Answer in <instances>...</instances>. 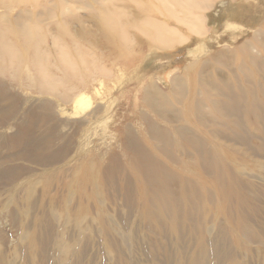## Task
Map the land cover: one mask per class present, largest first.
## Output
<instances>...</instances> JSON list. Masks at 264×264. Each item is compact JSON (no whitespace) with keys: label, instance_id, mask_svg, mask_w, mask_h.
<instances>
[{"label":"bare ground","instance_id":"6f19581e","mask_svg":"<svg viewBox=\"0 0 264 264\" xmlns=\"http://www.w3.org/2000/svg\"><path fill=\"white\" fill-rule=\"evenodd\" d=\"M42 1L46 0H0V10H3L0 14V97H9L8 93L18 91L25 93L27 89L36 94V98L25 97V103L21 104L29 106L33 99L36 106L27 110L31 113L27 116L30 117L26 123L30 132L27 140L34 138L37 132V119H42L43 127L49 133L50 126L57 123L55 109L58 105L51 98L67 104L60 110L64 114L70 113V120H76L88 111L100 78L108 79L110 84L124 78L128 85L123 90L112 91L106 103L97 105L91 114L79 117L83 119L74 121L75 125L93 124L95 136L107 135L113 125L124 124L126 118L119 115L120 111L137 110L138 121L122 128L125 134L123 147L124 154L131 153L126 166L144 182L146 188L151 189L153 198L149 210L163 220L161 224L154 225L153 231L157 233L160 227L169 225L174 235H181L182 238L175 243V250L180 255L177 264H219L221 249L213 247L216 240L212 237V230L230 223L221 219V212L230 198L228 195L235 188L253 191L255 182L264 180V177H258L261 171L256 170L264 168V0H245L251 4L248 10L253 12L231 7L223 15H216L217 19H224L222 26L218 21L211 25L212 21L206 15L214 8V0H128L143 7V13L133 14L132 19H127L126 15L130 14L128 5L122 3L128 1L99 0L103 21L109 27V33L104 35H109L116 46H121L118 47L123 52L122 58L131 60L130 66H124L121 73L100 60L102 57L95 44L82 43L93 35L76 33L71 29L74 22L64 16L71 8L68 4L57 3L54 8L46 6L40 12L37 9L43 8ZM231 2L237 5V0ZM226 4L224 1L220 6ZM18 8L21 10L16 13ZM246 14L254 15L248 17ZM232 22L247 28L239 30L232 27ZM143 27L154 39L160 40V49L179 45L185 37L182 28L195 33L194 43L203 51L207 50V43L212 39L220 38L219 44L234 41L236 45L197 60H187V55L193 56L190 51H167L168 61L161 67L171 66V71L176 69L175 64H171L174 60L183 58L184 62H189L171 79L170 88L161 89L157 80L149 81L147 70L149 67L155 70L154 67L144 64L145 56L153 51L144 54L132 51L134 34L131 29L142 30ZM177 33L181 36L175 37ZM245 35L250 36L238 42ZM125 49L130 51L126 53ZM219 71L223 75H218ZM146 81L149 84L144 87L143 82ZM11 97L12 111L17 98ZM62 113L60 115L63 116ZM9 114L12 115L13 111ZM11 128H6L4 134H9ZM89 128L87 126L78 140L70 135L61 136L64 146L58 151L50 148L35 151L36 147V159L31 166L9 169L3 163L6 156L0 158V193L10 197L9 201L16 204L21 215V220H16L20 238L10 241L0 235V257L7 254L13 258L9 264H14L17 258L29 256V252L25 254L23 250L27 251L36 243L32 240L37 239L42 244L39 231L47 228L48 224L37 206L40 204L46 210L48 200L53 205L50 209L60 213L57 221L55 218L54 227H65L62 234L53 233L58 239V244L51 248L53 254L49 253L54 264H68L65 261L71 254L67 246L70 241L73 239L71 246L75 247L73 242L76 239L83 241L84 228L100 226V215L96 216V211L103 209L102 201L87 199L80 205L73 204L79 195L76 199L73 196L67 198L69 192L59 188L71 180L79 186L106 187L109 159L100 156L107 152L106 143L93 142L95 136L93 133V138L89 135ZM3 135H0V149L10 145L9 138H3ZM10 137L22 142L26 134L22 130ZM117 160L120 161L118 157ZM39 190L45 197L41 201L38 200ZM259 197L258 194L250 201L254 200V204L261 202ZM56 200L60 206L53 203ZM230 200L237 204V197ZM250 201L242 200L245 203ZM84 206L88 213L82 215ZM62 211H67V214ZM104 221L101 226L105 229ZM247 221H242L243 226L230 232L236 246L230 247L226 264H250L248 257L264 252V229L252 227L245 223ZM112 222L117 223V220ZM70 228L79 231L72 235L67 231ZM106 233L95 234L103 246L108 242L102 237ZM57 251L58 254L54 255ZM146 253L150 258L151 255ZM59 254L63 259L55 263ZM183 255H187V259ZM105 257L114 258V253L109 252Z\"/></svg>","mask_w":264,"mask_h":264},{"label":"rangeland","instance_id":"374dc122","mask_svg":"<svg viewBox=\"0 0 264 264\" xmlns=\"http://www.w3.org/2000/svg\"><path fill=\"white\" fill-rule=\"evenodd\" d=\"M224 1H226L227 4L221 7L220 3ZM43 2L44 1H42V5H41L43 6V8L37 9L40 12L44 11V7L46 6L49 8H54L56 7L57 3L65 2L66 5L68 4V6H70L71 8L68 11L66 10L64 16L70 18V20L74 22V24L72 25L73 27H71V29H73L74 32L76 33H80V34L88 33L90 34L89 36L93 35L92 37L87 38V42L84 41L81 42L83 44L86 43L88 45L89 43L95 44L96 47L98 48L97 50H99L98 54L102 57L100 60L105 61V63L110 66L112 65L111 66L112 70L121 73L123 67L131 63V60L129 62L126 57L122 58L123 52H121L118 47L120 45L116 46L111 41L112 37H109V35L108 36L104 35L109 33V27H107L103 21V14L102 11L100 10L99 0H46L44 3ZM122 3L128 5L127 7L130 14L126 15L127 19H132L133 14L140 15L143 13L142 12L143 7L137 5L135 2H129V3L122 2ZM236 4L237 5L232 4L231 0H214L213 3L214 8L211 11L207 12L206 14L212 21L211 25H213V23L218 21L219 25L222 26L224 24L223 23L224 19L223 18L217 19L215 16L223 15L228 10H230L231 7L232 8L236 7V9H240L247 13L253 12L248 10V7L251 4L245 3V0H237ZM20 10L21 9L18 8L15 12L17 13ZM2 13L3 10H0V14ZM250 15H254V14H250ZM250 15L246 14V16L248 17H250ZM232 23H233L232 27L237 28L239 30L247 28L245 25L237 24L235 22ZM255 29L256 28L254 27V32ZM131 31L134 34L132 40L133 52L137 51L144 54L147 53L148 51L151 50L153 51L145 56L144 64L145 66L146 65L148 66V64H150L154 67L155 70H152V68L150 67L147 70L148 74H150L149 81L153 79L157 80L161 89L170 88L171 79L177 74H179L182 71V69H184L187 66V63L189 62V61L184 62L183 58H180L179 60H174V62H172L171 64H175L176 69H173L171 71H170L171 66L167 65L161 67V65L163 64L165 65L168 61V58L166 57L167 51L169 50L172 52L180 51L183 53L190 51L194 57L193 56L190 57L189 55H187L188 57L187 60H190L189 58L197 60V59H202L207 55L214 54L220 50H229L230 48L236 45L234 41H229L227 43L223 42L222 44H219L221 42L220 38L212 39L210 40V42L207 43L208 46L207 50L203 51V49L198 48V45L194 43V39L197 38L195 33H190L185 28H182L181 32L185 34V37L181 40L179 45H177L172 49L163 48V47L162 49H160L162 46L160 40L154 39V37L151 36L150 33L148 32L147 28L145 29V27H143L142 30H137V28H132ZM249 34H251V32ZM180 36L181 34L177 33L175 37H180ZM248 36L250 35L247 36L245 35L238 42L245 40V38ZM128 51L130 50L125 49L124 52L127 53ZM157 58L159 59L157 60ZM115 63L117 64L113 65ZM96 65H98L97 62ZM133 74L134 73H132V75ZM218 75H223V72L219 71ZM149 81L143 82L144 87L149 84ZM127 85L128 83L124 78L123 79L120 78V80H117L116 82L111 84L109 83L108 79L104 77L100 78L96 83V89L95 92L93 93L94 100L90 103L91 105L88 108V111L84 115L86 116L87 114L88 115L91 114V112L95 111L96 108L101 105V103L102 104L106 103L107 100L111 97L112 91L113 92L121 91ZM25 89L27 88L25 87ZM18 93L20 94L19 96L17 95ZM18 93H12V94L8 93L9 97L8 96L0 97L1 100L0 123H2L0 125V129H1L0 135L4 134V130L6 128L12 127L11 130H9V134L3 135L4 136L3 138L6 137L9 138L8 142L10 145L6 144V146L3 149H0V158H4L6 156L3 162L5 163L6 168L9 169L16 168L15 170H17L22 167L31 166L36 159L35 156L36 150H39L40 148H44V149L50 148L53 151H58L60 147L64 146L63 143L60 141L61 136L70 135L73 136L75 140H78L79 137H81L83 133H85L84 131L86 130L87 126L90 127L89 135L92 136L94 134L95 136L93 124L88 125L87 123L84 126L75 125L74 121L76 122L82 120L83 118H79V117H84V115L78 116L76 120L73 118L70 120L69 119V116H71L70 113L64 114L60 110V108H64V107L66 108L67 104L61 103L57 98H51L58 105L56 107L59 108V109L58 108L55 109L56 116L58 117L57 123H53L52 126H50L49 131L51 133H49L48 131H46L45 127H43L42 119H37L36 120L38 121L37 124L38 126H36L37 132L34 134V138H32L31 140H27L28 139L27 135L30 134V132L26 127L27 121L30 120V117L27 116L31 115V113H27V110L31 108L34 109V107L36 106H35V101H33V99H31L32 101L29 102L30 107L29 106L23 107V105L21 104L25 103V97L34 98L36 94L29 89H27L25 93H23V91H18ZM11 96H15L17 98V102L15 103V108L12 110L13 111L12 115L9 114L12 112L10 110L12 100L9 99L12 98ZM59 111L62 114H64L63 115L64 118L62 115H60L61 113ZM19 113L20 115L17 118L12 119L14 115L17 116ZM119 115L121 117L126 118L123 125H117V127L113 125L111 127L110 132L107 133V135L106 134L102 136L96 135L95 137L92 136V138L94 137L92 139L93 142L99 141L100 143L97 142L98 144L106 143L104 147L105 150H107V152L100 155L109 159L108 162L109 164L107 169L108 179L105 180L106 187L97 188L96 186L94 187V185L92 184H89L87 186H82L80 184L79 186L73 180H71L66 185H59V188L63 187V189L61 188L62 190H66V192H69L70 195L66 194L67 198L68 197L71 198L73 196L74 199H76L77 196L79 195L78 198L74 200L73 204L78 203V205H80L81 202L85 203L87 199H92L91 201L103 202L102 204L103 209L96 211V216L98 214L100 215L98 221L100 223V226L92 225L89 226V228L88 227L84 228V231L82 228V231L84 232L83 241L81 239H76L75 242H73V246L76 245L75 247L71 246L73 239L70 241V245L67 246L71 249V254L68 257L66 256L67 259L65 262H67L68 264H164V262L165 264H177V258H180V255H178L179 253L175 250L176 249L175 247H177V244L175 243H177L176 241L177 239L182 238L181 235L180 234L174 235L171 232V228L169 225L160 227L157 233L153 231L154 225L161 224L163 220H159L158 216L152 214L151 211L149 210V205L153 198L152 192L150 191L151 189L149 190L148 188H146L144 182L140 179H137L133 174V170L132 169L130 170L126 166L127 165L126 162L131 158V153H129L128 155L124 154L123 145H125V141H124L125 134L122 133V128L128 124H134L135 122H137L139 119V113L137 112V110L134 109L133 111L132 110L120 111ZM65 117L69 120H66ZM23 120H25L26 122H24ZM62 121L63 123H61ZM4 124H6V126H4ZM68 124L70 126H68ZM58 128H60L59 129L60 132ZM22 130L26 134V137L24 140H22V142H18L17 140H14L10 137L16 135L18 131L20 133ZM61 130L62 131L64 130V132L61 133ZM99 139H101V141ZM40 143L43 146H41ZM19 150L22 151V153ZM23 155H25L26 157L21 158ZM117 157L120 159V161L117 160ZM256 170L261 171L258 173V177H264V173H263L264 168H262L263 171L260 168ZM37 172L40 173L41 171L38 170ZM249 172L251 173V171ZM249 177L252 179L254 178L253 175H249ZM261 182L260 181H258V183L255 182V186H253V191L247 192L245 190H240L239 188H235L234 192L228 195L230 196V198L237 197V204L236 201L232 202L230 198H228L226 201L227 203L226 207L221 212V219L223 220L227 219L229 220L230 223L227 224V226L222 227L221 229L212 230L214 231L212 237L216 240L213 243V247L221 249V251L218 253L219 264L227 263V259H229L230 257V250H231L230 247L236 246L235 245L236 241H234L233 239L234 238L233 233L230 232L232 230H236L241 226H243L244 223L241 224L242 221L248 220L245 223L251 224L252 227H254L255 225V227L259 226L264 229V180L263 181L261 180ZM90 185L92 187H89ZM250 188L251 186L249 187V189ZM254 190L258 193L254 194ZM258 194L260 195L258 199L261 200V202H256V204H254V200L253 201L250 200L251 198L258 196ZM43 195L44 194L41 193V190H39L38 191L39 201L45 198ZM49 198H51V196H49ZM9 199H10L9 196H7L4 193L2 194L0 193V235L8 237L10 241L12 240L16 241L15 239L20 238L21 235L20 227L17 224L16 220H21V215L20 212L16 210V204L9 201ZM242 200H249L250 202L245 203L242 202ZM50 202L51 200H48L47 204L45 205L46 210H44L40 206V204L37 206L39 209V213L45 216V219L48 224L47 228L44 229L45 231L42 229L39 231V236L42 237L41 239H43L41 242L42 244L38 243L37 239L32 240V243L35 241L36 243L30 245V248L27 249V251L23 250L25 254L26 253L28 254L29 252V256H27L26 259L22 257L17 258L14 264L15 263L16 264H46V263L54 264V262H51L52 256L50 254L51 253L53 254V251L51 252V248L55 247L58 244V239H56V237L53 236V233H55L56 235L57 233L62 234V232L65 231V227L63 228L54 227L55 218L57 221L58 218H60L59 217L60 213L50 209V207L53 206ZM53 203L58 204L60 206V202L58 200L53 201ZM87 209L88 208H86L85 206L83 207V209L81 210L82 215L88 213ZM67 211L70 212V210ZM67 211H62V212L67 214ZM107 219L109 222H107ZM113 219L117 220L118 225L117 223L112 222ZM104 220H106L105 229L101 226L102 222L103 223L105 222ZM129 225H131L132 228L131 226L129 227ZM74 229L75 228H70L67 231H69V234L76 235L79 229L77 228L75 230ZM104 230L107 232L106 233L107 235L102 237L104 239L106 238L108 242L106 243V245L103 246V244L100 241V238L98 236L96 237L95 234L104 233L105 232ZM228 233H230L228 235V238L231 239V241L225 238V236H227ZM183 240L186 244L185 239ZM109 252L114 253V258L111 257L109 259L108 257H105V255L109 254ZM146 252H148L151 255L150 258H148ZM56 253L58 254V251L55 252L54 255ZM6 255L4 254V256L0 257V262H2L0 264L3 263L9 264V260L10 262L13 261V258L11 259V257L9 256L7 257ZM62 255L64 254L62 253ZM183 257L187 259V255H183ZM61 259L63 258L61 257V254H59L58 260H55V263H58ZM248 259H250L249 261L250 264H264V252L261 253V255L259 256H250L248 257Z\"/></svg>","mask_w":264,"mask_h":264}]
</instances>
